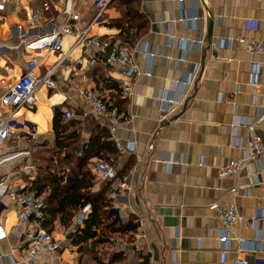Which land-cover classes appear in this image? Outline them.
Here are the masks:
<instances>
[{"label":"crops","instance_id":"obj_1","mask_svg":"<svg viewBox=\"0 0 264 264\" xmlns=\"http://www.w3.org/2000/svg\"><path fill=\"white\" fill-rule=\"evenodd\" d=\"M42 1L9 0L0 9V95L24 74L32 57H38V75L61 55L68 57L51 76L55 87L40 85L35 102L14 112L20 124L0 147V181L8 191L20 192L29 189L41 166L50 163L53 171L60 153L55 115L77 132L74 151L82 156L92 136L108 130L106 118L95 114L84 96L86 89H93L109 110L132 119L114 131L125 150L119 151L107 137L116 152L102 151L103 159L92 157L87 166L96 175L95 162L102 160L131 186L113 196L111 181L96 175L91 188L110 185L108 215L121 232L102 243L89 239L79 248L70 234L74 227L64 228L57 220L50 232L60 241L58 251L41 252L29 264H235L237 250L248 264H262L264 159L249 162L238 175L219 177L218 167L246 146L247 125L253 124L264 140V121L256 120L257 106L264 104V51L249 53L237 41L248 35L264 42V0H111L93 23V0H71L77 20L68 16L59 0H47L50 10L33 19ZM46 17L52 20L45 22ZM140 20L145 21L144 32L133 44L123 42L120 26ZM88 23V34L131 50L138 75L123 73L122 65L95 49L89 55L96 62L88 64L89 55L74 44L76 35L61 36L60 52L25 47L62 25L80 30ZM148 51L153 52L151 57ZM124 84L132 86L130 94L123 91ZM163 97L174 101L164 103ZM66 110L70 119L64 116ZM5 112L8 107L0 105V114ZM63 173L69 185L73 177L67 170ZM232 186L237 187L235 197L229 191ZM232 200L245 220L259 213L262 217L255 228L235 224L225 245L218 239L221 224L211 205ZM0 220L7 233L1 249L23 245L25 236L19 239V230L8 234L16 223V209L6 197H0ZM39 223L30 221L21 229L41 228ZM260 243L263 250L257 249Z\"/></svg>","mask_w":264,"mask_h":264},{"label":"built area","instance_id":"obj_2","mask_svg":"<svg viewBox=\"0 0 264 264\" xmlns=\"http://www.w3.org/2000/svg\"><path fill=\"white\" fill-rule=\"evenodd\" d=\"M9 0H0V9L4 8V4ZM64 5V10L68 16L73 19H78V13L74 11V2L71 0H59ZM180 2L182 0H179ZM111 0H93L92 5L95 11L91 23L100 20L103 11L109 5ZM50 10V3L47 0L42 1L41 8L35 10L33 13V19H41L43 13ZM52 17H46L45 22H50ZM76 30L68 25H62L59 28L51 31L47 34L34 37L25 44L27 49L32 50H47L52 52L61 51V36L64 34L76 35L75 43L80 45L82 53L89 55L90 49H95L99 53L106 56L108 61L116 62L124 67L123 73L129 75H138L139 69L137 64L132 58V52L125 45L112 41L110 38H101L96 35L88 34L90 24ZM237 41L242 44L246 51L249 53H259L264 51V42L261 40L254 39L248 35L239 36ZM149 57L153 55L152 51H148ZM68 58L67 55H61L56 63L48 69L44 74L38 75L36 69L39 66L38 57H32L26 67L24 74L16 81L9 83L6 87V91L0 95V105L8 107L9 112L0 114V147L3 146L6 139L11 136L20 122L14 116V112L23 106L32 105L35 102V91L40 85H44L47 88H54L55 84L51 76L55 73V68L61 63L62 60ZM81 60L78 59V62ZM96 58L89 55L88 64H94ZM256 67V68H255ZM259 70V66L255 64L254 70ZM256 87V82L253 81ZM181 83H185L184 81ZM123 91L126 94L132 92V86L130 84H124ZM256 89V88H254ZM85 98L90 102L92 110L95 114L103 116L107 120L108 128V139L111 140L119 151L125 150V146L115 136V128L123 124L129 123L132 117L125 115H119L114 110H109L106 103L101 99L99 93L93 89H86L84 91ZM162 101L171 104L174 100L168 97H163ZM170 108V107H169ZM167 109H164L162 119H166ZM66 119L71 118L70 111L64 112ZM256 120L258 122L264 121V104L257 106L256 109ZM244 139L246 146L241 148L239 155L229 160L225 165L218 167V176H226L232 174H240L245 171L248 163L257 160L264 159V140L255 133L253 124L245 127ZM96 175L102 180H109L113 186L112 195L116 196L120 190L129 188L131 185L127 181L126 177L119 178L115 169L108 163L97 160L94 165ZM232 197L237 194V187L232 186L229 189ZM0 197H6L16 209V223L9 228L8 234H16L19 230V239L25 236V243L23 245L10 246L8 250L3 251L0 247V264H3L5 260L9 264H14L20 261L24 264H29L39 253L41 252H57L59 249V239H57L51 232H47L40 227L27 228L22 230L27 222L35 221L38 222L43 217L44 199L43 196L38 195L34 190H24L20 192H13L7 190V185L0 181ZM234 199V198H233ZM211 207L216 210L217 218L220 221L221 228L218 235L219 241L228 244L229 232L235 224H243L248 228H255L258 221L262 217V213L254 216L250 220H245L238 209L235 200H232L228 204L212 203ZM90 206L85 205L78 209L71 221L73 227H82L84 220L86 219ZM7 237V233L3 228L2 221L0 220V242ZM253 249H255L253 247ZM257 249H262L261 243L257 246ZM236 263L235 264H248V260L242 257L241 250L236 251ZM226 259H224V263ZM134 264H144L140 261ZM264 264V261L262 262Z\"/></svg>","mask_w":264,"mask_h":264},{"label":"trees","instance_id":"obj_3","mask_svg":"<svg viewBox=\"0 0 264 264\" xmlns=\"http://www.w3.org/2000/svg\"><path fill=\"white\" fill-rule=\"evenodd\" d=\"M132 1L134 2V0H126V2ZM120 28L121 34L124 35L123 42L133 44L144 32L146 25L144 20L136 23L134 21L133 24L126 21V25L123 24ZM131 28L134 31H130ZM58 116L55 115L53 118V130L55 144L62 157L60 153L57 155L53 171L49 169L50 163L41 166L36 179L32 180L28 187L38 195H44L43 217L39 224L47 232L53 229L54 222L57 220L64 228H69L74 211L89 205L90 209L83 226L74 227L70 233L72 242L79 248L83 247L89 239L94 240V243L105 242L112 234L121 232V226L117 222H112L108 215L110 203L107 193L110 185H101L98 190H91L96 175L91 172L87 164L95 156L103 159L102 151L103 153L116 151L109 142L105 141L108 137L106 129L101 134L92 136L83 155L77 156L74 146L78 134L74 129H69L68 123H60ZM63 170L70 172L73 177L69 185H66L64 181Z\"/></svg>","mask_w":264,"mask_h":264},{"label":"water","instance_id":"obj_4","mask_svg":"<svg viewBox=\"0 0 264 264\" xmlns=\"http://www.w3.org/2000/svg\"><path fill=\"white\" fill-rule=\"evenodd\" d=\"M206 41L207 42H210L211 40V21H209V25H208V28H207V35H206Z\"/></svg>","mask_w":264,"mask_h":264},{"label":"rangeland","instance_id":"obj_5","mask_svg":"<svg viewBox=\"0 0 264 264\" xmlns=\"http://www.w3.org/2000/svg\"><path fill=\"white\" fill-rule=\"evenodd\" d=\"M38 162V161H37Z\"/></svg>","mask_w":264,"mask_h":264}]
</instances>
